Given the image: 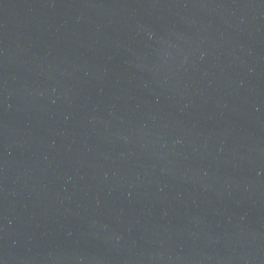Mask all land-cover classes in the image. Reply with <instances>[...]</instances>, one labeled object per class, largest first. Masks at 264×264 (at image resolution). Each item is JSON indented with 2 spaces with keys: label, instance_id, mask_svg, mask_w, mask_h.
Listing matches in <instances>:
<instances>
[{
  "label": "water",
  "instance_id": "obj_1",
  "mask_svg": "<svg viewBox=\"0 0 264 264\" xmlns=\"http://www.w3.org/2000/svg\"><path fill=\"white\" fill-rule=\"evenodd\" d=\"M0 264H264V0H0Z\"/></svg>",
  "mask_w": 264,
  "mask_h": 264
}]
</instances>
